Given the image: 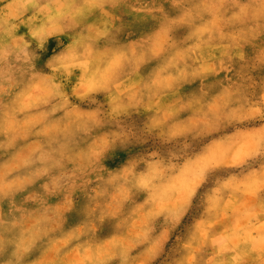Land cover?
Segmentation results:
<instances>
[{
    "label": "clouds",
    "instance_id": "clouds-1",
    "mask_svg": "<svg viewBox=\"0 0 264 264\" xmlns=\"http://www.w3.org/2000/svg\"><path fill=\"white\" fill-rule=\"evenodd\" d=\"M0 264H264V0H0Z\"/></svg>",
    "mask_w": 264,
    "mask_h": 264
}]
</instances>
